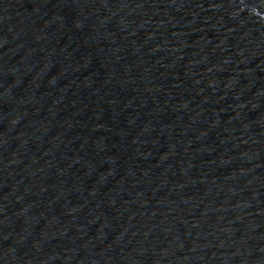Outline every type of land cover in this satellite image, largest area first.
<instances>
[{
    "label": "water",
    "instance_id": "water-1",
    "mask_svg": "<svg viewBox=\"0 0 264 264\" xmlns=\"http://www.w3.org/2000/svg\"><path fill=\"white\" fill-rule=\"evenodd\" d=\"M0 264H264V0H0Z\"/></svg>",
    "mask_w": 264,
    "mask_h": 264
}]
</instances>
